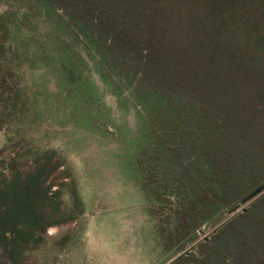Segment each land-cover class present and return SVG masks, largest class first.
Wrapping results in <instances>:
<instances>
[{"label":"rangeland","instance_id":"374dc122","mask_svg":"<svg viewBox=\"0 0 264 264\" xmlns=\"http://www.w3.org/2000/svg\"><path fill=\"white\" fill-rule=\"evenodd\" d=\"M109 44L78 7L0 0V187L41 177L42 186L53 191L44 208L47 226L34 233L38 241L6 245L1 240L0 264H131L128 251L134 241L126 218L133 210L118 199L129 196L128 175L140 177L143 184V164L153 178L150 189L161 183L175 189L181 179L194 186L213 182L204 157L194 151L192 128L176 132L173 106L157 95L152 76L141 72L145 51ZM235 74L230 72L227 80ZM241 92L233 101L245 97ZM153 110H159L168 130L154 126ZM156 135L165 141L161 149ZM167 141L179 153L166 148ZM263 193L264 184L181 240L168 234L176 222L169 212L173 205L147 202L149 217L143 222L149 223L147 229L152 225L165 252L156 264H172L187 252L201 255L200 242ZM261 217L256 223L264 225ZM251 224L250 229H259ZM224 233L216 246L223 251L229 244L226 263L243 264L240 235Z\"/></svg>","mask_w":264,"mask_h":264},{"label":"trees","instance_id":"16d2710c","mask_svg":"<svg viewBox=\"0 0 264 264\" xmlns=\"http://www.w3.org/2000/svg\"><path fill=\"white\" fill-rule=\"evenodd\" d=\"M49 1L60 8L78 7L108 36L111 47L145 51L146 67L141 72L152 76L157 95L173 106L178 115L176 132L189 126L195 133L194 151L204 157L213 182L194 186L181 179L175 183L177 188L170 185L173 191L167 183L150 189L148 181L153 178L140 165L148 204L169 201L166 204L173 205L169 212L176 222L169 238L192 237L194 230L264 182V0ZM221 65L237 66L225 69ZM232 71L236 74L227 80ZM242 90L245 97L233 101ZM149 117L154 126L168 130L159 110L151 111ZM156 139L161 149L165 141L158 135ZM168 143L166 148L179 153L178 147ZM43 183L41 177L20 178L0 187V241L6 245L38 241L34 233L47 226L44 208L53 194ZM260 213L264 220V193L225 221L210 239L201 241V255L190 252L172 264H228L229 244L223 251L216 245L229 230L240 235L243 264H264V225L256 223ZM251 223L259 229H250ZM158 236L164 247L163 233Z\"/></svg>","mask_w":264,"mask_h":264},{"label":"crops","instance_id":"0c3cea01","mask_svg":"<svg viewBox=\"0 0 264 264\" xmlns=\"http://www.w3.org/2000/svg\"><path fill=\"white\" fill-rule=\"evenodd\" d=\"M127 178L129 180H126L125 182H132L131 185H127L129 196H118V199L124 201H121L119 203L120 205L123 206L124 204L125 207L133 210L132 212L129 211L126 218L131 222L129 225V230L131 232L130 237H132V240L134 241L130 245V250L128 251V254L130 253V255L133 256V258H130V262L131 264H156L157 261L160 260L161 255H164L165 252L160 249L161 247L158 241L156 242L152 225L150 229H147L149 223L145 224L143 222L144 218L146 219L147 216L149 217V206L142 189V180L135 175H128ZM52 188L54 189L53 186ZM120 192L122 191H119L118 193L120 194ZM50 193H53V191L50 190L49 194ZM131 227L134 228L131 230Z\"/></svg>","mask_w":264,"mask_h":264},{"label":"water","instance_id":"95a60500","mask_svg":"<svg viewBox=\"0 0 264 264\" xmlns=\"http://www.w3.org/2000/svg\"><path fill=\"white\" fill-rule=\"evenodd\" d=\"M262 184H264V182H263ZM262 184H261V185H262ZM261 185H259L257 188H259ZM257 188H256V189H257ZM256 189H255V190H256ZM252 192H254V190H253ZM252 192H250L248 195H246V196L243 197L242 199H244V198L250 196V195L252 194ZM242 199H241V200H242ZM241 200H240V201H241ZM238 202H239V201H238ZM245 209H246V207L242 209V212L245 211ZM187 253H188V252H187ZM187 253H186V254H187Z\"/></svg>","mask_w":264,"mask_h":264}]
</instances>
